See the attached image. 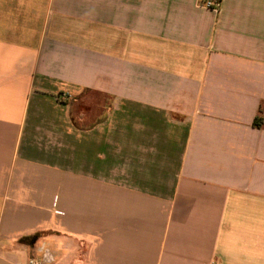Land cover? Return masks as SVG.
Segmentation results:
<instances>
[{"label": "crops", "instance_id": "0c3cea01", "mask_svg": "<svg viewBox=\"0 0 264 264\" xmlns=\"http://www.w3.org/2000/svg\"><path fill=\"white\" fill-rule=\"evenodd\" d=\"M200 1L0 0V264H264V0Z\"/></svg>", "mask_w": 264, "mask_h": 264}, {"label": "built area", "instance_id": "2783aa9c", "mask_svg": "<svg viewBox=\"0 0 264 264\" xmlns=\"http://www.w3.org/2000/svg\"><path fill=\"white\" fill-rule=\"evenodd\" d=\"M222 0H201L199 6L205 9L219 11L221 9ZM29 264H45L44 260L32 258Z\"/></svg>", "mask_w": 264, "mask_h": 264}, {"label": "trees", "instance_id": "16d2710c", "mask_svg": "<svg viewBox=\"0 0 264 264\" xmlns=\"http://www.w3.org/2000/svg\"><path fill=\"white\" fill-rule=\"evenodd\" d=\"M259 121L262 122V119L261 118H257L256 119V123L258 124Z\"/></svg>", "mask_w": 264, "mask_h": 264}]
</instances>
